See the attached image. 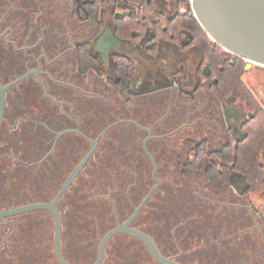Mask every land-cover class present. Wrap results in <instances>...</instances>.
I'll return each instance as SVG.
<instances>
[{
    "label": "flooded vegetation",
    "instance_id": "obj_1",
    "mask_svg": "<svg viewBox=\"0 0 264 264\" xmlns=\"http://www.w3.org/2000/svg\"><path fill=\"white\" fill-rule=\"evenodd\" d=\"M95 1L0 0V85L5 87L13 83L5 91L6 105L0 123V170L21 167L24 170L21 169L20 174L27 170L31 183L27 203L51 201L94 145L93 153L70 187L91 164L97 169L99 154L108 153L115 144H124L122 153L128 156L126 166L134 167L137 159L142 162L143 157L132 152L133 142L135 147L139 145L137 154H146V147L151 151L153 143L160 146L163 139L175 137L183 129H191L200 122L203 133L212 138L219 136L222 147L231 134L238 136L237 128L240 127L239 134L242 133L241 124L249 117L240 102L216 97L213 88L218 86L220 78L214 75L209 63H204L203 49L193 44L194 36L186 29L179 31L178 43L155 40L156 34L150 27L138 39L121 37L108 6L104 8L106 12L94 17ZM124 1L139 8H144L145 2L152 4L160 14L171 19L186 13L190 0ZM84 50L91 59L85 57ZM120 58H126L131 64ZM130 66L134 74L128 77ZM253 66L264 70V66L246 60L240 72L246 84L245 69ZM244 113L247 117L243 120ZM203 137L197 136L196 142L206 140L209 148H213L211 140ZM189 141L185 139L187 147ZM189 161L184 164L189 165ZM43 171V179L54 187L51 194L43 195L42 188H34ZM68 190L58 201L61 216L60 202L68 195ZM240 197L246 199L250 211L264 222V214L259 213L251 199L243 194ZM143 208L132 223L141 230L137 220ZM42 210L45 209L26 213ZM46 211L55 222L53 214ZM131 214L124 220L117 218L114 227L124 223ZM12 217L0 218V223L14 221ZM258 231L264 242V228L259 226ZM100 232L99 229V244L107 233ZM120 234L128 235H117ZM3 240L1 235L0 246ZM246 240L252 251L257 252L258 260L264 243L251 235L246 236ZM14 254L11 252L10 259ZM253 258L255 260V256ZM1 259V264L8 263ZM210 262L222 261L213 258Z\"/></svg>",
    "mask_w": 264,
    "mask_h": 264
},
{
    "label": "rangeland",
    "instance_id": "obj_2",
    "mask_svg": "<svg viewBox=\"0 0 264 264\" xmlns=\"http://www.w3.org/2000/svg\"><path fill=\"white\" fill-rule=\"evenodd\" d=\"M243 79L264 106V70L257 66L245 69ZM246 117L247 113H244L242 119ZM200 125L198 122L175 137L163 139L160 146L152 144L150 152L158 165L157 176L161 184L148 202V207L143 209L137 224L150 233L166 255L189 264H263L264 250L258 249L257 260V252L252 251L246 240V236L251 235L263 244L258 227L264 228V222L250 211L246 199L240 197L245 188L243 177L234 174L223 191H216L209 186L202 171L184 164L193 157L185 139L196 142L197 136L208 137L213 144L211 149L220 148L223 143L217 138L219 136L212 138L204 134ZM239 128L236 135H240ZM132 145V152L134 150L139 156V145L135 147L134 142ZM123 149L124 144L112 146L109 160H114L103 162L116 168L105 170V177L94 179L105 186V189L99 190L100 194H105L102 203L89 186L83 189L87 198L82 205L84 213L76 215L68 200L62 201V248L74 264H92L98 256L99 229L104 235L114 227L117 218H127L155 183L149 156L142 152V162L137 159L134 167L125 168L127 161L122 160L125 158ZM25 178L27 185L31 186L27 170L22 171L15 182L0 181V209L13 208L28 200L27 190L24 193L18 188ZM53 188L52 184L42 187L43 195L51 194ZM249 198L259 213L264 214V195L254 193ZM106 202L112 204L113 213ZM31 217L33 221L29 219ZM12 218L14 221L5 225L0 223V236L4 238L0 246V264L1 258L17 264V258L23 259L24 255L25 259H30L27 264H61L53 256L55 222L49 213L34 212L33 216L25 213ZM93 219L99 225L96 234L90 231ZM213 227L215 229H210ZM15 232L18 235H14ZM14 244L16 251L10 259ZM18 244H23V247ZM151 256L138 240L127 235L115 236L106 246L103 264H159ZM213 258L222 262H210Z\"/></svg>",
    "mask_w": 264,
    "mask_h": 264
},
{
    "label": "trees",
    "instance_id": "obj_3",
    "mask_svg": "<svg viewBox=\"0 0 264 264\" xmlns=\"http://www.w3.org/2000/svg\"><path fill=\"white\" fill-rule=\"evenodd\" d=\"M94 5V17H98L100 12H106V9L104 8L107 6L109 7L112 18L115 22L116 32L121 37L138 39L149 27L154 30L156 34L155 40L158 41L160 39H165L178 43L180 39L179 31L181 29H186L194 36L193 44L200 45L203 49L204 63H209L214 70V75L220 78L218 86H214L213 88L216 97L220 100L233 98L235 101L240 102L245 106L249 117L241 125L242 133L238 136L231 134L228 142L220 148H209L206 140H202L200 143L190 140L189 145L194 154L189 162V165L193 170L202 171L204 173L206 180L212 189L222 190L231 182L233 175L238 173L243 177L245 182V188L243 190V194L245 196L250 197V195L254 193L264 195V106L240 77V72L242 71L246 60L228 52L210 38L207 32L200 25L199 21L196 19L191 9L190 1H188V10L186 13L178 14L171 19H168L163 14H160L152 4H148L146 2L144 8L136 7L134 4L124 0H96ZM119 11H126L128 13H120ZM86 54H88V52L87 50H84L85 57L91 59L89 55ZM120 60L124 61V63L131 64L126 58H120ZM133 74V67L130 66L129 74L126 73V76L128 75V77H131ZM111 148L108 153H104L97 158L96 162L98 166H96L98 168H92L93 166L91 164L89 168L83 170L80 174V178H78V180L75 181L68 190V195L62 198V201L64 199L68 200V205L72 207L71 209H75L76 215H80L85 211V209L82 208V205L85 204L87 198L83 189L88 186V188L93 189L95 196L102 203V198L105 197V194H100L99 190L105 189V186L96 182V180L94 181V179L95 177H105V170L116 168L111 165H107L106 163L104 164L103 162L109 160ZM124 157L125 158H122V160L126 162V158H128V156L124 155ZM116 159L117 158H115V160ZM113 160L114 158H111L109 161ZM130 160L132 162V159ZM124 167L128 168L127 166ZM21 169L23 168L13 167L0 170V181H17L18 176L21 175L19 173ZM63 173L64 172H62V177ZM68 173L69 171H67L65 175ZM44 174L45 171L40 173L41 179L35 182L34 188H42L50 185L48 184V181L43 179ZM63 180L64 179H62V181ZM27 184L28 183L25 178L21 181L18 188H20V190L24 193H26L27 190L29 194L28 196L30 197V186ZM62 201L60 202L61 211ZM106 203L110 204L111 211L113 213L112 204L109 202ZM147 205L145 207H148ZM145 207L143 208L144 210L146 209ZM40 212L43 214L49 213L46 210L39 211V213ZM27 214L29 216H33L34 212ZM29 219L33 221V217ZM51 219H53L52 216ZM98 226V222L93 219L90 224V231L95 234L98 233ZM18 233L20 232L18 231ZM148 234L150 235V233ZM117 236H122V234ZM20 237H23L21 236V233ZM139 242L144 245L141 241ZM19 246L23 247V244H20ZM14 247L15 244L12 249V251L15 252L16 249H14ZM53 256L57 261L58 258L54 255V253ZM64 256L67 258L65 253ZM29 260V258L25 259L24 255L23 259L17 258L16 261L17 264H27ZM8 264H12V262H8Z\"/></svg>",
    "mask_w": 264,
    "mask_h": 264
},
{
    "label": "water",
    "instance_id": "obj_4",
    "mask_svg": "<svg viewBox=\"0 0 264 264\" xmlns=\"http://www.w3.org/2000/svg\"><path fill=\"white\" fill-rule=\"evenodd\" d=\"M190 2L196 19L214 42L228 52L250 63L264 66V0H190ZM12 84L5 87L0 85V123L3 119L6 105L5 91ZM149 138L146 139V142ZM94 149L95 145L71 171L51 201L31 202L0 210L1 219L37 209L49 210L55 218L54 245L57 258L61 264L74 263L64 256L61 247L63 220L58 208V201L78 176ZM145 150L153 163V178L156 183L135 208L131 216L124 223L118 224L109 230L100 239L98 257L92 264H102L105 257L106 243L119 233H126L141 240L147 246L154 259L160 264H183L166 256L147 232L132 226L142 208L161 184V180L157 176V166L154 157L147 147Z\"/></svg>",
    "mask_w": 264,
    "mask_h": 264
}]
</instances>
